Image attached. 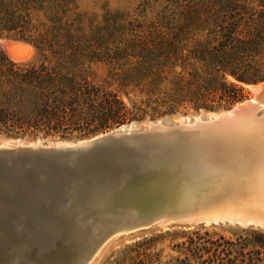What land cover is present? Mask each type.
Masks as SVG:
<instances>
[{"label":"trees","instance_id":"1","mask_svg":"<svg viewBox=\"0 0 264 264\" xmlns=\"http://www.w3.org/2000/svg\"><path fill=\"white\" fill-rule=\"evenodd\" d=\"M0 31L40 54L23 64L0 51V132L13 136L86 138L219 112L264 81V0H153L100 20L74 0H0ZM234 246L220 239L189 251L198 264H240Z\"/></svg>","mask_w":264,"mask_h":264},{"label":"water","instance_id":"2","mask_svg":"<svg viewBox=\"0 0 264 264\" xmlns=\"http://www.w3.org/2000/svg\"><path fill=\"white\" fill-rule=\"evenodd\" d=\"M24 61L33 46L5 42ZM229 110L67 143L0 145V264H90L154 226L264 229V82ZM3 138L0 136V139Z\"/></svg>","mask_w":264,"mask_h":264},{"label":"rangeland","instance_id":"3","mask_svg":"<svg viewBox=\"0 0 264 264\" xmlns=\"http://www.w3.org/2000/svg\"><path fill=\"white\" fill-rule=\"evenodd\" d=\"M146 1L153 0H74L75 5L82 13L96 17L99 20L106 10L112 12L131 11L134 14V11ZM14 40L28 42L16 37L13 33L0 31V51H3L8 58L5 42ZM32 52L35 53L34 56L30 61L25 63H31L39 59L40 54L34 46ZM94 71L100 75L103 70L101 67H94ZM251 86L253 85H247L245 87L247 92V98L245 100H248L252 96ZM222 111L225 110L219 112ZM209 113L212 112L202 111L197 113L189 111L187 114L177 113L170 117L160 118V120L171 124L176 122L177 117L183 116L193 121L197 117L207 118ZM260 114H264V110ZM147 120L151 119L128 123L119 128L99 134L110 133L114 130H121L122 128H126V130H138L145 126L144 122ZM0 136L6 139H20L25 144L31 142L37 143L39 141L46 144L77 142L93 137L79 138L73 136L67 139H61L58 137H44L42 134L13 136L2 132H0ZM220 239L235 243L231 258L238 259L240 264H264V229H256L253 227L244 228L233 225H199L190 228L182 225H173L168 228L154 226L148 229H142L116 237L111 243H108L93 264H198V260L189 251L191 243L192 245H195V243L204 244L205 242ZM242 247L243 249L241 250Z\"/></svg>","mask_w":264,"mask_h":264},{"label":"bare ground","instance_id":"4","mask_svg":"<svg viewBox=\"0 0 264 264\" xmlns=\"http://www.w3.org/2000/svg\"><path fill=\"white\" fill-rule=\"evenodd\" d=\"M34 54H35V53H33L32 50H31V52H30L28 58L25 59L24 61H16V60H13V61L16 62V63H25V62H27V61H30V60L32 59V57L34 56ZM39 142H41V141H39ZM7 144H8V139H6V138H1V139H0V145H2V146H7ZM226 225H229V224H226ZM114 239H115V238H114ZM114 239H112V240H114ZM112 240H111L110 242H108V243H111ZM108 243H107V244L101 249V251L98 253V255L96 256V258L94 259V261H95V260L97 259V257L102 253V251L105 249V247L108 245ZM94 261H93L92 263H90V264H93Z\"/></svg>","mask_w":264,"mask_h":264}]
</instances>
